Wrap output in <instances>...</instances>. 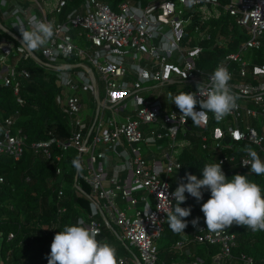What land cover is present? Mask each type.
I'll list each match as a JSON object with an SVG mask.
<instances>
[{
  "label": "built area",
  "instance_id": "2783aa9c",
  "mask_svg": "<svg viewBox=\"0 0 264 264\" xmlns=\"http://www.w3.org/2000/svg\"><path fill=\"white\" fill-rule=\"evenodd\" d=\"M224 16L232 18L230 33L213 34L212 21ZM34 18L51 22L54 35L30 51L21 45L18 25L23 21L30 30ZM234 33L242 36L236 50L219 56L211 70L199 65L205 49L233 44ZM169 34L175 47L162 50ZM220 64L231 73L238 107L219 121L208 112L206 122L191 132L193 121L182 117L164 91L197 92ZM31 66L54 76L70 136L29 143L17 126V109L0 120V155L19 161L30 149L55 165L60 177L67 151H74L81 167L71 185L89 202L77 222L96 229L97 239L112 244L124 264H204L184 247L188 242L220 245L214 264H231L237 236L229 229L217 235L203 224L193 226L192 236L186 232L173 244L185 256L170 263L160 259L157 241L168 222L165 211L176 203L172 193L187 183L181 176L185 149L197 145L210 162L222 161L226 176L251 173L242 162L250 160L245 147L264 160V0H128L117 9L105 0H84L74 8L69 0H0V84L13 91L20 106L26 103ZM185 195V203L193 200ZM65 211L60 208V214ZM242 264L256 263L243 255Z\"/></svg>",
  "mask_w": 264,
  "mask_h": 264
},
{
  "label": "trees",
  "instance_id": "16d2710c",
  "mask_svg": "<svg viewBox=\"0 0 264 264\" xmlns=\"http://www.w3.org/2000/svg\"><path fill=\"white\" fill-rule=\"evenodd\" d=\"M84 0H69V8L80 6ZM113 9L128 0H105ZM138 2L139 0H129ZM232 18L224 16L220 20L212 21L211 31L216 33L221 30L228 35L229 22ZM233 44L224 48L214 47L205 49L199 65L207 70L214 68L218 57L226 52L238 48L242 36L233 34ZM32 77L25 81L23 89L26 103L23 106L17 104L13 91L0 84V120L20 111L17 126L23 128L28 135V142L48 139L51 136L68 138L70 125L64 113L56 102V96L60 88L55 83V78L43 69L31 66ZM1 72V67H0ZM195 132L196 126L190 127ZM0 127V138L2 137ZM192 142H199V138L191 135ZM74 151H67V158L62 165L66 168L63 176L56 175V166L47 159L41 158L28 149L23 157L16 161L9 155H0V264H48L51 253V244L54 236L62 231L65 226L76 224L77 218L82 214L81 208L89 211V202L84 197L78 196L71 185L76 167ZM207 153L199 150L197 145L185 149L181 158L184 162L181 170L182 178L187 182L186 175L191 173L198 178L202 177V170L209 161ZM249 180L258 183L264 190V175L243 173ZM30 177V181H27ZM231 179L233 176H227ZM65 180V198L58 200V192L61 182ZM88 189V186L85 185ZM203 199L183 203L181 207L191 206V215L186 218L188 227L185 232H173L168 222L163 234V243L160 246V259L172 262L185 256L184 253L173 247L184 233L190 236L194 233L191 221L199 218V223L207 227L204 213L201 211L203 203L211 196L210 190L202 189ZM66 211L60 214V208ZM229 229L236 233V245L232 248L231 264H242L243 255L252 257L256 264H264V231L254 232L247 226L236 225ZM10 233L13 237L9 238ZM184 247L192 249L193 256H199L204 264H214L213 257L219 253L220 245L188 242Z\"/></svg>",
  "mask_w": 264,
  "mask_h": 264
},
{
  "label": "clouds",
  "instance_id": "9594fccd",
  "mask_svg": "<svg viewBox=\"0 0 264 264\" xmlns=\"http://www.w3.org/2000/svg\"><path fill=\"white\" fill-rule=\"evenodd\" d=\"M31 29L24 27L23 21L18 25L22 35L21 45L30 51L44 46L54 35L51 22L37 19L30 21ZM175 47L171 34L165 37L162 50L171 51ZM135 67V66H134ZM231 73L220 64L211 75L210 83L197 85V92H180L168 96L182 117L191 118L195 126H200L207 120L208 112L214 114L216 120H222L238 107L239 97L230 91ZM197 95L201 99H197ZM197 104L200 109L197 111ZM172 120L174 116H170ZM250 160L242 161L244 166H251V173L264 175V160L251 147H245ZM74 167H81L78 159L73 161ZM202 179L188 173L187 183H180L172 193L175 206L167 213L170 229L175 233L185 232L188 227L187 217L191 215V206L181 207L188 193L198 201L203 199L202 189L210 190V198L203 203L207 230L217 235L234 223L247 226L254 232L264 231V190L261 186L249 180L248 175L236 174L229 179L222 169V161L208 163L202 170ZM168 197V196H167ZM169 199V198H168ZM164 211V210H163ZM198 226L199 218L191 221ZM98 231L84 226L83 220L76 224L65 226L59 231L51 244L48 264H124L117 256L116 248L107 241L97 239Z\"/></svg>",
  "mask_w": 264,
  "mask_h": 264
},
{
  "label": "rangeland",
  "instance_id": "374dc122",
  "mask_svg": "<svg viewBox=\"0 0 264 264\" xmlns=\"http://www.w3.org/2000/svg\"><path fill=\"white\" fill-rule=\"evenodd\" d=\"M162 243H163V240H162V239L157 241V244H158L159 246H161ZM117 244H118V243H117Z\"/></svg>",
  "mask_w": 264,
  "mask_h": 264
},
{
  "label": "crops",
  "instance_id": "0c3cea01",
  "mask_svg": "<svg viewBox=\"0 0 264 264\" xmlns=\"http://www.w3.org/2000/svg\"><path fill=\"white\" fill-rule=\"evenodd\" d=\"M164 92H166V93H167V95L169 96V94H170V93H168V91H164ZM168 96H167V97H168ZM164 100H165V99H164Z\"/></svg>",
  "mask_w": 264,
  "mask_h": 264
}]
</instances>
